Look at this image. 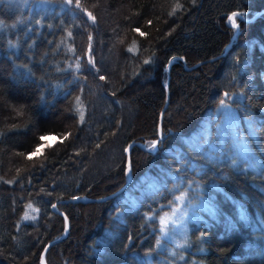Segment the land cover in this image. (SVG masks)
Returning a JSON list of instances; mask_svg holds the SVG:
<instances>
[{"label":"trees","instance_id":"obj_1","mask_svg":"<svg viewBox=\"0 0 264 264\" xmlns=\"http://www.w3.org/2000/svg\"><path fill=\"white\" fill-rule=\"evenodd\" d=\"M263 8L264 0H80L79 8L0 0V264H39L65 229L55 202L121 188L123 149L157 140L163 109V142L153 153L132 146L122 193L58 204L69 233L45 264H264V14L238 16L237 37L214 59L236 32L231 13ZM222 106L234 110L258 170L213 157L195 139ZM180 194L214 210L189 224L184 248L160 232Z\"/></svg>","mask_w":264,"mask_h":264},{"label":"rangeland","instance_id":"obj_2","mask_svg":"<svg viewBox=\"0 0 264 264\" xmlns=\"http://www.w3.org/2000/svg\"><path fill=\"white\" fill-rule=\"evenodd\" d=\"M237 17L238 16L234 18L235 21ZM227 22L235 29L229 17ZM212 115V120L210 119L195 131V139L203 137L204 140H202L201 143L203 146H207V152L209 154L211 153L213 157L214 155H225L228 159L230 158L236 166L244 169L249 168L258 170V161L250 152L245 138L242 135V130L238 128L239 121L234 110L229 106H222ZM211 124L214 126L213 134L215 139L213 140H210L211 134L209 131ZM251 125L250 121L246 122L247 129L250 133L252 132ZM202 133L203 136H199ZM47 141L50 143L53 139L48 137ZM184 211H186L188 215L182 216L181 213ZM212 216H214V210L206 200L198 198L193 201L187 195L180 194L176 198L173 208L162 217L166 223L163 227L160 224L161 238L172 243L174 246L184 248L186 246L185 240L187 238L189 224L194 221H199L200 219H208ZM173 221H175V223Z\"/></svg>","mask_w":264,"mask_h":264},{"label":"water","instance_id":"obj_3","mask_svg":"<svg viewBox=\"0 0 264 264\" xmlns=\"http://www.w3.org/2000/svg\"><path fill=\"white\" fill-rule=\"evenodd\" d=\"M262 14H264V8L261 9V10H259V11L256 12L255 14H253V16H251L250 18H244V17H243L241 14H239V13H238L237 16H239L242 20H244V21H246V22H250V21H255V20H256L258 17H260ZM230 21H232V20H230ZM235 30H236V32H235V34L233 35V37L231 38L230 42L226 45L224 52L221 53L220 55H218L217 57H215L214 59L220 58V57H222L223 55H225V54L227 53V51L229 50L230 46L232 45L233 39H235V38L237 37L238 33H239V28H238V26H235ZM200 63H203V62H200ZM200 63H197L196 65L192 66L191 68L196 67V66L199 65ZM169 67H170V64L168 65V69H169ZM189 69H190V68H189ZM165 89H166V90L168 89V88H167V85L165 86ZM168 98H169V97H168V94H167V102H168ZM167 102H166V104H167ZM163 111H164V109L162 110L161 113H163ZM161 121H162V120H161V114H160L158 126L161 125ZM160 139H161V136H160L159 133H158V138H157V140H160ZM129 145L140 147V148L143 149L144 151L151 152V153L155 152V151L157 150V148H158V146H157L155 149H151L149 146L147 147V146H145V145H143V144H141V143H139V142H131ZM129 145H128V146H129ZM128 146H127V147H128ZM129 152H130V151H129ZM129 152L126 153V157H127V158H126V159H127V161H126V167H127L126 182H125V184H124L121 188H119V189L116 190L115 192H113V193H111V194H109V195H107V196H104V197H99V198H84V197H83V198H80V199H78V200L66 199V200L57 201V202H55L54 204H56V205L58 206V204H65V203H77V202H80V203H93V202H103V201H107V200H109V199H112V198H114L115 196H117V195H119L120 193H122V192L125 190V188L127 187V185L129 184V181H130V176H129V171H128V162H129V156H130V155H129ZM53 210H54L56 213H58L60 216H62L63 218L66 216V215H65L62 211H60L57 207H56V208H53ZM64 220H65V219H64ZM69 228H70V226H69V220L67 219V222H65V229H64V232L62 233V235L59 236L58 238L52 240L51 242L47 243V244L45 245V247L43 248V250H42V252H41V255L45 256V253H46V252L44 251L45 248H47V250H48L51 246H53V245L57 244L58 242H60L61 240L65 239V238L68 236ZM41 255H40V256H41ZM39 264H40V260H39Z\"/></svg>","mask_w":264,"mask_h":264},{"label":"snow or ice","instance_id":"obj_4","mask_svg":"<svg viewBox=\"0 0 264 264\" xmlns=\"http://www.w3.org/2000/svg\"><path fill=\"white\" fill-rule=\"evenodd\" d=\"M63 3L68 4V5H72L73 0H63ZM75 6H76L77 8L80 7V0H75ZM83 11H84V12L87 14V16H88V17H89V18L95 23V21H96V17L93 16L92 13L89 12L86 8H84ZM237 15H238V13L234 11V12H232L231 15L229 16V19L232 20V22H233V26H234V27L237 26V25H236V21H235V19H234ZM36 23H40V21H36ZM148 23L151 24L152 21H148ZM134 31L137 32V33H139L141 36L146 35L144 32L141 31L140 28H135ZM68 36L71 37V36H72V33L69 32V33H68ZM87 39H88L87 61H88V64L92 66V68H95V67H96V61L94 60V57H93V55H92V53H93V51H94V50H93V47H92V39H93V38H92L91 35H89ZM73 51H74V50H73ZM172 59H176V57H173ZM144 63L147 64V63H149V61H148V60H145ZM170 63H171V61H169V64H170ZM23 67L28 68V65H23ZM80 67H81V65H80L79 57H78V58H77V63H76L75 68H76V70L78 71V70L80 69ZM97 71H99V70L97 69ZM33 74H34V73H33ZM99 79H100L101 81H103V80L106 79V77H105V76H100ZM113 95H115V93H113ZM224 95L227 96L228 93H225ZM220 103L223 104L224 101L221 100ZM83 119H84V116H83V113H81V122H83ZM162 119H163V113H161V120H162ZM157 131H158L159 135L161 136V139H160V140H153V141H151V143H150V145H149V147H150L151 149H155L160 143L163 142V125H162V123H161V125L158 126ZM169 131H170V130H169ZM69 135H71V133H69ZM40 139H41V140H45L46 138L43 137V136H41ZM97 147H99V145H97ZM131 148H132V145H129L128 147L124 148L123 151H124L125 153H128V152L130 151ZM36 151L39 152V148H38ZM31 155H35V153H33V154H31ZM31 155L29 156V159H31ZM128 171H129V172L131 171V160H130V159H129V162H128ZM7 183H11V181H8ZM49 195H50V194H49ZM71 199H73V200H78V199H80V197H78V196H72ZM178 199H179V198H178ZM189 203H190V202H189ZM56 207H57L56 204H52V208H56ZM181 215H182V216H186V215H188V213H187L186 211H184V212L181 213ZM64 219H65V222H67V219H68V218H67L66 216L64 217ZM173 222L175 223V221H173ZM165 223H166V221H165L163 218H161V220H160V224H161L162 227H163V225H164ZM17 227L19 228V225H17ZM185 231H186V229H185ZM201 235H203V233H201ZM156 243L159 245L160 241L157 240ZM44 251L47 252V248H45ZM151 251H152V250L149 249V252H151ZM40 264H45V258H44L43 255L40 256Z\"/></svg>","mask_w":264,"mask_h":264}]
</instances>
